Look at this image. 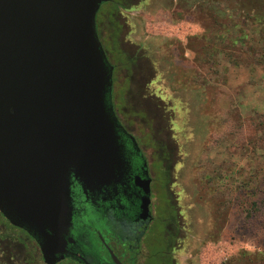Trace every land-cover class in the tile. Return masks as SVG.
<instances>
[{"label":"rangeland","instance_id":"1","mask_svg":"<svg viewBox=\"0 0 264 264\" xmlns=\"http://www.w3.org/2000/svg\"><path fill=\"white\" fill-rule=\"evenodd\" d=\"M116 1L97 20L105 40L123 26L114 47L108 38L115 105L132 131L154 142L146 152L160 199L157 232L164 237L173 217L168 187L181 218L176 264H264V63L250 52L261 27L234 18L249 42L230 48L206 35V26L225 34L233 23L200 6L206 0Z\"/></svg>","mask_w":264,"mask_h":264},{"label":"water","instance_id":"2","mask_svg":"<svg viewBox=\"0 0 264 264\" xmlns=\"http://www.w3.org/2000/svg\"><path fill=\"white\" fill-rule=\"evenodd\" d=\"M110 1L0 0V213L46 261L63 258L71 179L92 189L128 169L114 67L97 31ZM143 182L149 201L151 180Z\"/></svg>","mask_w":264,"mask_h":264},{"label":"flooded vegetation","instance_id":"3","mask_svg":"<svg viewBox=\"0 0 264 264\" xmlns=\"http://www.w3.org/2000/svg\"><path fill=\"white\" fill-rule=\"evenodd\" d=\"M114 15L111 14L110 17L114 18ZM106 17L108 18V14ZM102 22L101 18L97 20V31L107 58L114 67L112 103L122 126L118 135L128 162L127 173L122 179L109 185L92 189L84 188L74 178L71 179L72 223L66 235L63 258L61 254H56L46 261L38 242L25 230L9 223L0 213V264H117L114 257L121 264H176L173 251L181 239L178 236L179 231H182L179 228V209L176 208L177 203L172 204L166 187L168 203L165 204V209L172 211L173 217L164 220L165 235L160 236L159 231L157 232L159 192L154 186L156 179L152 162L146 152V148L154 145V142L150 140L148 133L140 132L142 137H139L120 119L116 111V66L112 63L107 49L108 38L118 41L121 35L123 39V26L117 24L111 31H105V40L102 35ZM110 23L114 24L113 21ZM163 169L166 172L165 165ZM145 179L151 180L149 201L144 191ZM165 237L171 238L168 245ZM162 246L165 248L160 251ZM12 247L14 250L18 247L26 253H11Z\"/></svg>","mask_w":264,"mask_h":264},{"label":"trees","instance_id":"4","mask_svg":"<svg viewBox=\"0 0 264 264\" xmlns=\"http://www.w3.org/2000/svg\"><path fill=\"white\" fill-rule=\"evenodd\" d=\"M229 3L226 2V0H206L202 1L200 6L206 7L209 11H211L216 18L226 17L227 19H233L232 23V29L225 28L226 32L219 34L218 32H209V27H205L206 29V35L210 33V35H213L214 41L216 37H223L227 41H229L230 48L232 47H238L240 46V49L245 47L249 42V36L243 31V28L240 27L237 21H234L235 19H250L252 23H254L255 26H257L259 29L261 27L262 32L261 35L258 38V41L254 42L250 45V52L254 56H259L261 61L260 63H264V0H256L259 1L261 7L256 8V10L251 9L250 4L243 0H228ZM198 2V1H197ZM196 3V2H195ZM199 3V2H198ZM249 3V2H248ZM119 1L111 0L108 3H104L106 7L108 6L111 8L112 11H115L117 9V6L119 5ZM230 4V5H229ZM229 5V6H228ZM252 13V14H251ZM219 24V20H216ZM240 27V28H239ZM232 31L231 34L229 32ZM228 32V34H227ZM115 40L113 39L111 41L113 47ZM259 59L258 57L256 58ZM116 66V65H115ZM117 68V67H116ZM117 70V69H116ZM161 166V165H160ZM162 170L163 167H161ZM166 171V170H165Z\"/></svg>","mask_w":264,"mask_h":264}]
</instances>
